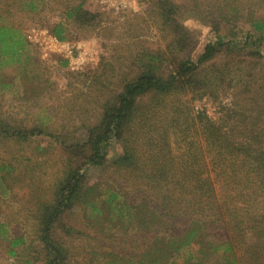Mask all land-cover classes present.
Listing matches in <instances>:
<instances>
[{
    "label": "rangeland",
    "instance_id": "374dc122",
    "mask_svg": "<svg viewBox=\"0 0 264 264\" xmlns=\"http://www.w3.org/2000/svg\"><path fill=\"white\" fill-rule=\"evenodd\" d=\"M132 8L117 13L102 8L98 0H0V19L19 28L30 45L20 65L5 66V60L0 71V127L9 129L0 133V165L11 167L0 183V264H49L53 255L41 240L45 208L55 204L57 188L68 174L87 163L90 131L103 123L124 88L143 73L166 80L178 63L196 62L218 37L231 45L228 56L203 66L194 83L185 82L168 97L143 98L137 115L146 120H134L126 135L140 151V162L152 169L156 156L161 169L171 175L177 170L181 179L185 171L189 175L187 143L196 139H184L183 113L196 118L208 110L215 119L232 117L238 108L253 111L248 100L254 95L263 100L257 110L264 113V0H137ZM58 26L65 29V42L74 55L84 59L78 70L41 44L43 33ZM248 36L259 41L249 50L261 57L239 54L236 44ZM176 109L181 113L176 115ZM26 134V139L16 138ZM200 142L199 137L193 147V166L204 164ZM147 143L152 145L144 147ZM121 152L113 142L110 165ZM151 173H125L117 164L112 170L88 172L89 186H101V204L108 199L105 189H111L126 194L124 202L136 208L120 221L103 204L104 214L96 221L86 201L74 205L54 225L64 264H132V258L140 257L155 234L140 230L135 212L143 200L134 199L145 191L150 193L147 202H160L158 193L150 191ZM190 176L198 181L196 173ZM210 194L212 201L225 197L220 186ZM19 238L24 243L11 256V241ZM170 262L187 264L183 257Z\"/></svg>",
    "mask_w": 264,
    "mask_h": 264
},
{
    "label": "trees",
    "instance_id": "16d2710c",
    "mask_svg": "<svg viewBox=\"0 0 264 264\" xmlns=\"http://www.w3.org/2000/svg\"><path fill=\"white\" fill-rule=\"evenodd\" d=\"M257 30L262 29L259 27ZM51 31L60 42L67 40L62 26ZM258 42L248 36L244 43L236 44L240 48L239 54L244 52L249 56L261 57L249 50L250 45H257ZM29 46L19 28L0 19V71L5 60L9 62L5 66L20 65L21 57L29 51ZM230 46L224 38L218 37L216 42L206 46L196 62L187 60L178 63L175 73L166 80L149 71L124 88L117 105L110 107L103 123L89 133L87 145L90 156L86 158L87 163L68 174L57 188L55 204L45 208L41 240L53 255L49 264H64L65 258L56 245L57 232L54 225L61 223L64 214L81 200L86 201L85 205L92 209L91 219L96 221L97 215L104 214L101 211L103 204L120 221L136 208V205L124 202V198H128L126 194L111 189H105L108 199L101 204L103 191L101 195L98 193L101 186H89L90 178L87 174L90 170H112L115 164L130 174H134L135 170L141 173L152 171L150 191L155 190L161 197L158 203L147 202L150 193L142 191L134 199L143 200L135 212L140 230H151L155 236L140 257L132 258L133 261L129 262L171 264L170 261L183 257L187 264H264V113L262 109L257 110L263 104L260 96L254 95L248 100L253 101V111H240L238 108L232 112V117L215 119L209 115L208 110L196 118H193L191 112L182 114V118L187 119L186 129L182 132L185 134L184 139L191 135L196 137L194 142L187 143L190 148L187 152L189 175L185 171L182 179V174L178 175L177 170L172 169L171 175L167 168L161 169L155 163L156 156L152 159V169L150 165L140 162V151L134 147L131 138L126 137L132 131L134 120L142 123L146 120L137 115L143 98L168 97L181 89L185 82L194 83L203 66L217 57L228 56ZM221 76L227 77L224 71ZM2 85L0 81V93ZM200 92L203 89L196 94ZM206 96H209L208 93ZM175 112L176 115L181 113L179 109ZM250 112H253L254 117L250 116ZM191 116L193 120L189 119ZM0 130L1 134L9 132V129L2 126ZM28 137L26 134L16 138ZM199 137V151L203 150L201 162L204 164L193 166L190 158ZM113 142L119 145L122 152L117 161L110 165L109 152ZM206 155L207 158H204ZM85 167L90 169L85 172ZM7 171L8 174L11 172L9 165H0V183L4 181ZM216 172L219 175H216L215 180ZM193 173H196L198 181L190 176ZM215 186H220L222 193H225L223 200L212 201L210 193ZM93 194H96L95 198ZM23 243L21 238L12 240L10 255L15 256L14 249Z\"/></svg>",
    "mask_w": 264,
    "mask_h": 264
},
{
    "label": "built area",
    "instance_id": "2783aa9c",
    "mask_svg": "<svg viewBox=\"0 0 264 264\" xmlns=\"http://www.w3.org/2000/svg\"><path fill=\"white\" fill-rule=\"evenodd\" d=\"M136 1L137 0H98L102 8H110L117 13L134 9L132 6ZM29 40L31 39L29 38ZM38 42L40 43V40H38ZM41 44L46 45L48 49H52L54 52L63 55L67 59L72 70H78L84 64V59L81 57L77 58L74 55V49L71 44L60 42L49 31L43 33V43Z\"/></svg>",
    "mask_w": 264,
    "mask_h": 264
}]
</instances>
